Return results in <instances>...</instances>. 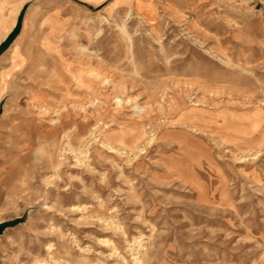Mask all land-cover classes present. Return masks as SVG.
<instances>
[{
  "label": "rangeland",
  "instance_id": "374dc122",
  "mask_svg": "<svg viewBox=\"0 0 264 264\" xmlns=\"http://www.w3.org/2000/svg\"><path fill=\"white\" fill-rule=\"evenodd\" d=\"M3 1L0 264H132L134 239L143 264H264V124L234 145L175 113L264 116L262 2L159 0L151 24L114 0ZM135 106L153 139L110 151Z\"/></svg>",
  "mask_w": 264,
  "mask_h": 264
},
{
  "label": "bare ground",
  "instance_id": "6f19581e",
  "mask_svg": "<svg viewBox=\"0 0 264 264\" xmlns=\"http://www.w3.org/2000/svg\"><path fill=\"white\" fill-rule=\"evenodd\" d=\"M99 4L102 0H88ZM159 0H114L110 4V9L118 6L125 7L126 20L135 16L141 22H149L154 24L158 15ZM17 2V0H16ZM9 4L7 0L2 5ZM155 20V21H154ZM81 86H87L84 80L78 79ZM213 100L208 97L202 101H194L190 96L181 98L175 107L177 122L186 126L194 132H206L208 129H218L222 132L224 139L234 145H249L251 140L260 131L264 124V116L261 109L237 114L227 108L214 109ZM134 116H123L121 121H113L118 128L111 129L105 133L104 145L112 152L135 153L144 150L145 143L152 140L151 131H148L147 124L142 120L140 114L144 110L135 106ZM72 127H78L84 130L80 121L71 119L68 116L61 123L60 131H66ZM260 143V140L255 141ZM254 143V144H255ZM258 153V152H257ZM135 248L132 254V264H143L141 241L134 239ZM115 258L116 264L125 262V258L120 256L116 249L110 254ZM121 261H123L121 263Z\"/></svg>",
  "mask_w": 264,
  "mask_h": 264
},
{
  "label": "crops",
  "instance_id": "0c3cea01",
  "mask_svg": "<svg viewBox=\"0 0 264 264\" xmlns=\"http://www.w3.org/2000/svg\"><path fill=\"white\" fill-rule=\"evenodd\" d=\"M256 1L257 4L261 3L262 2V5H261V8H260V11L262 12V14L264 15V0H254Z\"/></svg>",
  "mask_w": 264,
  "mask_h": 264
},
{
  "label": "water",
  "instance_id": "95a60500",
  "mask_svg": "<svg viewBox=\"0 0 264 264\" xmlns=\"http://www.w3.org/2000/svg\"><path fill=\"white\" fill-rule=\"evenodd\" d=\"M20 24H21V18L19 19V22H18V29H19V27H20Z\"/></svg>",
  "mask_w": 264,
  "mask_h": 264
}]
</instances>
